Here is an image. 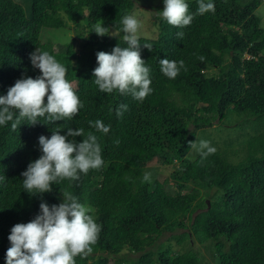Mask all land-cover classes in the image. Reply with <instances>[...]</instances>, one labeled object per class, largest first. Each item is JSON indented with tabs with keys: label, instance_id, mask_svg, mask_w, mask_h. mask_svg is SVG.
Masks as SVG:
<instances>
[{
	"label": "trees",
	"instance_id": "1",
	"mask_svg": "<svg viewBox=\"0 0 264 264\" xmlns=\"http://www.w3.org/2000/svg\"><path fill=\"white\" fill-rule=\"evenodd\" d=\"M30 1L28 16L16 1L0 0V94L21 75H39L29 60L38 48L66 67V79L83 107L70 121L40 118L35 125L22 120L16 130L11 122L0 127V176L5 177L0 182V264L10 246L11 227L34 218L41 202L60 203L65 192L88 206L101 225L92 252L77 256L75 264H203L192 247L180 250L172 239L158 241L162 233L182 228L187 231L172 235L177 245L211 241L218 264H264V29L255 14L261 0H214L215 11L203 15L197 12V0H187L194 14L190 25L177 28L159 18L156 37L138 36L153 88L143 102L101 93L92 77L97 52L127 46L120 19L132 12L134 0ZM69 22L75 27L70 43L41 40L44 28ZM100 23L117 33L97 36L92 31ZM162 58L183 60L185 68L168 79L159 70ZM121 104L127 110L117 118ZM232 114L239 117L232 127L252 130L237 144L243 158L233 161L218 148L191 158L198 132ZM97 119L110 125L107 134L89 127L88 121ZM58 127L61 134L68 127L84 129L77 142L88 132L95 134L105 163L78 181L62 179L51 192L30 195L22 189L21 173L41 155L38 137L50 136ZM156 157L173 165L177 190L147 171ZM190 184L196 188L189 190ZM200 186L215 191L208 201L198 199Z\"/></svg>",
	"mask_w": 264,
	"mask_h": 264
},
{
	"label": "clouds",
	"instance_id": "2",
	"mask_svg": "<svg viewBox=\"0 0 264 264\" xmlns=\"http://www.w3.org/2000/svg\"><path fill=\"white\" fill-rule=\"evenodd\" d=\"M197 3L198 14L215 11L214 0H197ZM162 4L163 8L157 11V15L167 24L177 28L191 24L194 14L189 11L187 0H162ZM120 25L121 38L127 46L117 44L110 52L96 53L93 82L101 93L117 92L143 102L153 88L150 68L140 55V23L134 14L127 13L121 17ZM92 32L97 36L112 35L101 23L95 25ZM177 36L182 37L183 33L178 32ZM143 47L151 49L147 43ZM29 60L32 67L39 70V75L35 78L21 75L5 94H0V127L11 122V128L16 130L22 120L35 125L40 118L48 123L72 120L83 104L66 79V67L48 51L38 48L29 53ZM184 68L183 60H159V70L168 79H175ZM126 110V104L117 106L116 117H121ZM88 125L103 134L110 131V125L100 119L90 120ZM77 136H84V129L68 127L61 134L58 127L51 131L50 136L38 137L41 155L29 162L21 173L24 192L30 195L51 192L52 185L59 180L78 181L90 169L104 165L97 136L88 132L80 142L75 140ZM191 146L203 157L216 151L206 140ZM149 178L150 174L146 173L144 179ZM4 180L5 177L0 176V182ZM100 231L101 225L96 222L91 209L75 195L65 192L60 203L49 206L41 202L34 218L11 227L7 236L10 246L5 252L4 264H75L77 256L85 257L92 252Z\"/></svg>",
	"mask_w": 264,
	"mask_h": 264
},
{
	"label": "rangeland",
	"instance_id": "3",
	"mask_svg": "<svg viewBox=\"0 0 264 264\" xmlns=\"http://www.w3.org/2000/svg\"><path fill=\"white\" fill-rule=\"evenodd\" d=\"M19 3L25 10L26 15H30V0H14ZM163 4L162 0H134V8L132 10V14H134L140 23L138 36L144 37H156L158 33V22L159 17L157 15V11L162 10ZM256 16L260 20V26L264 29V0H261L260 5L255 11ZM83 23V18L81 19ZM109 32L114 35L117 32L113 30H109ZM41 40L42 41H51L57 44H63L69 42L70 38H75V27L72 23L69 22V25L61 28L48 29L44 28L41 32ZM73 36V37H72ZM75 49L77 53L80 52V39L76 38ZM239 117L237 115L232 114L227 118L223 123H215V125L211 128H208L206 131H199L197 135V141L206 140L209 141L210 144L214 145V147L219 150H226L228 155H230V159L233 161H239L243 158V151L240 146H237L242 140H244L248 135L252 133L247 127L244 129L238 130L235 127H232L236 124ZM244 120V118L242 119ZM196 141V143H197ZM238 153H237V152ZM197 152L195 149L191 151V158L195 157ZM162 160L159 157L154 158L150 162L147 163V171L155 174L159 181H165V186L171 190H177L174 182L171 178V172L173 171V165L164 164L161 162ZM176 164V163H175ZM192 188H196L194 184L189 185V190ZM200 197L198 199L206 197L207 201L210 199L211 194L215 191L213 189H208L200 186ZM199 209H196V213ZM195 214V213H194ZM187 231V229H177L176 231L164 232L159 236V242H166L169 239L175 249L185 250L187 248L192 247L195 251L199 253L200 259L203 264H218L217 260L213 259L212 256V242L208 241L205 244H198L195 240L191 239L190 244L185 242L183 245H177L175 240L172 238L173 234L180 235L181 233ZM190 245V246H189ZM126 252V251H123ZM123 254H121L122 256Z\"/></svg>",
	"mask_w": 264,
	"mask_h": 264
}]
</instances>
